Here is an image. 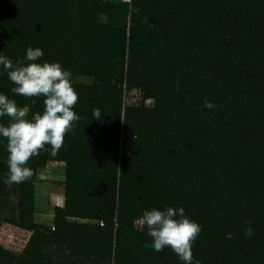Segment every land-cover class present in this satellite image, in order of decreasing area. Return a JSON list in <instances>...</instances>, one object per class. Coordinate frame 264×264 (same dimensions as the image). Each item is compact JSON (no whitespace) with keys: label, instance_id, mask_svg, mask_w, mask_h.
I'll return each mask as SVG.
<instances>
[{"label":"trees","instance_id":"16d2710c","mask_svg":"<svg viewBox=\"0 0 264 264\" xmlns=\"http://www.w3.org/2000/svg\"><path fill=\"white\" fill-rule=\"evenodd\" d=\"M29 46L71 71L80 119L19 185L4 183L0 138V214L15 213L2 222L27 232L18 252L0 245V264H184L145 248L134 223L169 206L201 226L194 262L264 264V0H0V55L15 63ZM13 87L0 65V93L43 110ZM48 164L62 194L44 223L35 199Z\"/></svg>","mask_w":264,"mask_h":264},{"label":"clouds","instance_id":"9594fccd","mask_svg":"<svg viewBox=\"0 0 264 264\" xmlns=\"http://www.w3.org/2000/svg\"><path fill=\"white\" fill-rule=\"evenodd\" d=\"M42 56L40 48L31 46L15 63L0 55V65L14 85L13 93L26 98H44L43 110L30 116L32 105L18 106L15 99L0 93V118H8L6 123L0 122V138L6 140L8 172L4 183L9 187L32 178L33 170L28 162L42 151H48L46 146H50V155L56 156L65 136L80 119L74 111L79 97L71 71L58 61L40 62ZM203 107L214 109L219 106L206 99ZM93 115L100 119V110H94ZM244 225V235L251 239L254 235L251 221L244 220ZM139 227L141 230L146 227L147 235L151 237V243L145 242V248L151 247L156 252L170 248L184 264H193L192 246L202 229L182 206L145 209L139 218ZM232 238V233L226 234V239ZM194 264H200V261L195 260Z\"/></svg>","mask_w":264,"mask_h":264},{"label":"rangeland","instance_id":"374dc122","mask_svg":"<svg viewBox=\"0 0 264 264\" xmlns=\"http://www.w3.org/2000/svg\"><path fill=\"white\" fill-rule=\"evenodd\" d=\"M139 99V93L136 90H131L127 94L125 102L135 104ZM144 102L149 104L151 101L146 99ZM37 183L40 189L36 192L35 218L41 222L50 223L52 206L61 203V167L57 164H48L38 171ZM11 201H15L14 196H11ZM14 215L15 213L10 210H5L0 214V245L9 248L13 252H18L26 239L27 232L18 230L2 222L3 217ZM134 223L139 226V220H136Z\"/></svg>","mask_w":264,"mask_h":264}]
</instances>
